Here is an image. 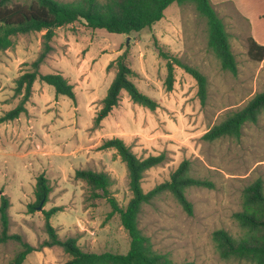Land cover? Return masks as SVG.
Listing matches in <instances>:
<instances>
[{"label":"rangeland","instance_id":"obj_1","mask_svg":"<svg viewBox=\"0 0 264 264\" xmlns=\"http://www.w3.org/2000/svg\"><path fill=\"white\" fill-rule=\"evenodd\" d=\"M211 1L226 25L237 74L223 70L209 47L207 19L192 4L170 5L152 28L131 35L93 30L82 22L54 30V50L40 72L63 75L74 86L76 99L58 96L52 86L38 80L28 112L0 124V205L1 196L6 195L11 203V235L38 247L48 238L44 210L62 207L51 219L61 239L75 237L89 253L127 254L131 240L120 215L108 219L112 207L107 200H92L89 186L75 177L83 169L108 173L115 183L111 192L125 208L132 199L126 164L116 151L100 149L104 141L120 138L140 158L167 156L164 164L145 174V192L168 181L186 160L192 164L194 177L214 184L212 189L187 191L192 215L171 193L143 206L139 226L157 252L168 254L176 263L252 264L222 259L213 234L224 229L236 238L242 235L234 214L242 210L243 191L258 179L264 181V113L258 123L245 125L240 139L208 142L203 136L264 92V62L250 58L248 28L231 4ZM45 34L19 35L14 48L0 53V118L20 102V97H14L15 82L32 71ZM159 48L207 77L206 104L198 96L197 80L178 66L173 90L167 92L168 61ZM123 54L134 71L132 82L156 100L159 108L152 111L135 104L123 92L119 105L94 128L117 73L115 66H108ZM42 174L49 179L52 192L42 209L39 206L30 213ZM21 248L22 243L15 240L0 244V264L10 263ZM69 259L56 246L33 252L24 264H65Z\"/></svg>","mask_w":264,"mask_h":264},{"label":"trees","instance_id":"obj_2","mask_svg":"<svg viewBox=\"0 0 264 264\" xmlns=\"http://www.w3.org/2000/svg\"><path fill=\"white\" fill-rule=\"evenodd\" d=\"M0 0V53L14 48L15 38L19 35L46 32L42 50L38 58L32 63V71L25 72L16 80L14 97H20L18 105L7 111L1 118L0 124L19 119L28 112L27 104L33 94L34 84L41 82L52 86L58 96H67L76 99L74 86L61 74H41L40 69L48 60L54 48L52 40L54 30L72 25L76 22L84 23L93 30H106L112 34L131 35L145 29L152 28L164 18L166 9L176 3L179 6L192 4L200 16L207 19L208 43L211 50L221 63L223 70L233 74L238 72V63L233 53L229 34L222 18L215 10L211 0H75L61 2L58 0ZM248 54L257 62L264 61V46L249 38ZM160 54L168 61V75L165 81L167 92L173 90L175 84V67L178 66L192 75L198 82V96L202 104L208 99V79L198 69L184 63L180 58L168 55L161 48ZM116 67V76L102 102V108L94 119V128L112 113L120 101L123 92L138 105L155 111L159 103L142 93L132 82L134 71L127 64V55L119 56L110 63L108 69ZM264 113V92L257 93L248 104L228 115L221 123L211 128L204 136V140L215 142L225 137L240 139L243 129L248 123H258ZM101 150H114L126 164L129 187L132 199L122 208L111 192L114 180L106 172H97L91 169L76 171V179L85 181L90 188L91 199H105L112 207L108 215L111 219L119 214L121 222L127 231L131 243L127 254L89 253L81 249L78 239L70 237L60 238L51 219L63 211L62 207L44 210L46 220L45 229L48 238L38 247L23 242L20 235H11L9 209L10 199L1 196L0 220L2 230L0 244L11 240L22 243L21 250L8 264H24L27 257L35 251L45 248L62 247L70 259L65 264H195L176 263L168 254L155 250L151 239L146 236L139 226V217L142 208L151 204L163 193H171L181 206L190 215L193 214V205L187 197L190 188H214L208 180L196 178L192 175V164L186 160L171 174L170 179L149 192H145L142 182L145 174L167 160L165 153L147 158L138 157L130 146L120 138H112L103 142ZM52 192L49 179L40 175L35 188L36 201L29 205V212L34 213L36 208L49 201ZM234 219L242 230L240 237H234L228 231L221 229L213 234V240L219 255L225 260L245 261L252 264H264V181L258 179L243 191L242 210L234 214Z\"/></svg>","mask_w":264,"mask_h":264},{"label":"crops","instance_id":"obj_3","mask_svg":"<svg viewBox=\"0 0 264 264\" xmlns=\"http://www.w3.org/2000/svg\"><path fill=\"white\" fill-rule=\"evenodd\" d=\"M219 1L221 4H231L237 15L239 14L242 21L246 23L249 38L254 39L259 45L264 46V0Z\"/></svg>","mask_w":264,"mask_h":264},{"label":"water","instance_id":"obj_4","mask_svg":"<svg viewBox=\"0 0 264 264\" xmlns=\"http://www.w3.org/2000/svg\"><path fill=\"white\" fill-rule=\"evenodd\" d=\"M39 209H42V205L39 207Z\"/></svg>","mask_w":264,"mask_h":264}]
</instances>
